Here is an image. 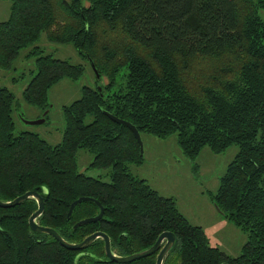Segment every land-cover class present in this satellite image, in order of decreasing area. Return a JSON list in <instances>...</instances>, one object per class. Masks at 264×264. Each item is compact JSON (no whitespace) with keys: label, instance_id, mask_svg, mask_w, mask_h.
I'll list each match as a JSON object with an SVG mask.
<instances>
[{"label":"trees","instance_id":"16d2710c","mask_svg":"<svg viewBox=\"0 0 264 264\" xmlns=\"http://www.w3.org/2000/svg\"><path fill=\"white\" fill-rule=\"evenodd\" d=\"M8 1V17L0 21V69L44 34L71 44L87 65L91 60L99 78L91 69L95 87L83 86L78 99L62 106L64 131L55 145L33 131L14 132V95L0 86V200L37 192L39 225L70 243L101 231L118 256L149 248L169 231L174 243L161 264H264V0ZM41 52L32 50L36 70L22 98L43 112L48 88L64 77L79 79L85 66ZM104 111L134 125L140 136L175 135L194 167L204 146L214 153L237 146L211 199L246 233L239 255L210 245L173 197L129 171L143 155L131 130ZM79 149L92 155L90 166L109 168L108 181L78 172ZM80 196L96 199L102 216L74 227L100 212L85 200L67 216ZM36 209L33 198L0 207V264H155L158 251L116 263L99 237L68 250L29 228Z\"/></svg>","mask_w":264,"mask_h":264},{"label":"rangeland","instance_id":"374dc122","mask_svg":"<svg viewBox=\"0 0 264 264\" xmlns=\"http://www.w3.org/2000/svg\"><path fill=\"white\" fill-rule=\"evenodd\" d=\"M10 2L0 0V21L6 20ZM259 13L264 19V6ZM41 49V54H50L54 58L64 59L73 64H83L85 71L77 80L62 78L48 88L49 109L43 123L28 125L23 120H37L42 111L27 104L22 98V90L35 73L34 47ZM118 80H121L118 76ZM103 83V79L100 81ZM0 86L8 88L14 95L13 116L14 132L33 131L55 145L62 139L64 119L62 106L69 105L81 95L83 86L95 87L94 74L71 44H59L47 40L44 34L22 48L9 69H0ZM143 162L128 165L129 171L146 180L162 196L173 197L180 213L193 225L200 226L212 246L218 247L225 255L235 257L241 253L247 235L215 208L211 197L219 186V179L227 164L234 158L237 146L229 145L220 153L212 152L204 146L195 159L196 167L182 154L176 144L175 135L157 138L143 132ZM92 155L85 149L76 152L77 170L88 176L109 180V168L90 166Z\"/></svg>","mask_w":264,"mask_h":264},{"label":"water","instance_id":"95a60500","mask_svg":"<svg viewBox=\"0 0 264 264\" xmlns=\"http://www.w3.org/2000/svg\"><path fill=\"white\" fill-rule=\"evenodd\" d=\"M88 62H89L90 68L92 69V71L95 74V77L98 79L99 74H98L94 64L92 63L91 60H88ZM47 112H48V110H44L40 119L23 120V121L25 124H28V125L43 123L45 121V115ZM104 114L106 116H108L112 121L119 123V124H122V125H125L127 128H129L131 130L135 140L137 141V144L139 147V152H140V154L143 155V145H142V141H141V136H140L138 130L134 127V125H132L131 123H129L125 120H121V119L115 117L114 115H112L106 111H104ZM26 198H33L37 203V209L28 218L29 228L34 232H43V233H47V234L51 235L55 240L58 241V243L61 246L65 247L68 250H81V249L85 248L86 246H88L94 239L99 237L104 241V249H105V254H106L107 258L116 262V263L130 262V261H133L135 259L145 257V256H147V255H149L155 251H158V253L156 255L155 264H161L163 258L165 257V255L167 254V252L169 251V249L171 248V246L174 243L173 233H171L169 231H163L159 234V236L157 237L154 244H152L149 248H146L142 251H139V252H136V253H133L130 255H126V256H118V255L113 254L110 250V240H109L108 235H106L105 233H103L101 231H96V232L88 235L87 237H85L80 242L70 243V242L65 241L58 234V232L56 230H54L50 227L41 226L36 222V218L43 211L42 197L37 192L27 191V192L15 197L14 199H12L10 201H1L0 200V207H4V208L12 207L16 204H19L20 202H22ZM85 200L93 201L96 205L99 206L100 212L96 216L87 217V218L79 220L78 222L75 223L74 227L81 225V224H84V223H87V222L96 221L102 216V206L100 205V203L96 199H93L91 197H85V196H80L71 202L67 216L70 215L72 208L75 206V204H77L81 201H85ZM215 208L220 213V211L218 210V208L216 206H215ZM162 243H163V245L161 246Z\"/></svg>","mask_w":264,"mask_h":264}]
</instances>
